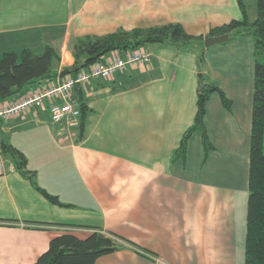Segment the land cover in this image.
<instances>
[{
    "label": "crops",
    "instance_id": "0c3cea01",
    "mask_svg": "<svg viewBox=\"0 0 264 264\" xmlns=\"http://www.w3.org/2000/svg\"><path fill=\"white\" fill-rule=\"evenodd\" d=\"M243 2L254 22L253 0ZM241 18L238 0H0V59L25 49L42 55L50 45L61 73L75 63L78 38L167 24L206 37ZM139 50L151 54L148 63L76 90L90 110L82 135L55 124L49 104L0 122L2 144L26 156L41 188L73 206L49 202L4 155L0 264H36L53 238L86 239L94 230L136 245L123 243L96 264H245L254 39L205 51L204 81L231 102L227 109L219 93L209 98L204 122L213 149L206 161L201 132L189 140L186 159L175 160L197 115L198 52L146 45L111 52L103 62ZM57 80L26 87L0 108Z\"/></svg>",
    "mask_w": 264,
    "mask_h": 264
},
{
    "label": "trees",
    "instance_id": "16d2710c",
    "mask_svg": "<svg viewBox=\"0 0 264 264\" xmlns=\"http://www.w3.org/2000/svg\"><path fill=\"white\" fill-rule=\"evenodd\" d=\"M242 18L233 20L221 27L214 28L204 36H193L186 32L181 24H167L148 29L117 31L104 36H86L73 43L75 63L70 68L75 74L97 62L114 51L135 50L146 45H161L177 50L198 52L199 92L198 110L194 125L186 132L175 160H185L189 140L195 133L203 135L206 161L213 149L205 127L207 103L211 94L219 93L223 105L231 109V102L215 85L203 79L205 66L204 41L208 37L228 35L231 42L242 36H251L255 42V90L253 97V117L251 134L249 200L247 210L245 264H264V0H257V18L250 22L243 0H238ZM60 61L58 51L46 45L42 55H35L25 49L20 55L15 52L4 53L0 59V101L11 98L24 88L57 79L60 73L54 71ZM63 72V71H62ZM81 117L80 134H83L87 117L90 113L83 102L82 92L79 96ZM3 154L14 159L17 169L27 177L33 186L54 205L72 208L63 204L37 184V174L28 169L26 156L16 147L2 144ZM122 242V243H121ZM123 243L136 247L132 242L117 235H106L94 230L86 239L72 234H63L51 240L49 250L36 264H96L103 256L112 254L123 247Z\"/></svg>",
    "mask_w": 264,
    "mask_h": 264
},
{
    "label": "built area",
    "instance_id": "2783aa9c",
    "mask_svg": "<svg viewBox=\"0 0 264 264\" xmlns=\"http://www.w3.org/2000/svg\"><path fill=\"white\" fill-rule=\"evenodd\" d=\"M151 54L146 50H139L129 54L124 59L111 62H97L96 64L58 79L53 85L32 94L13 105L0 108V122L18 116L32 108L49 104L51 119L55 124L67 127H79L81 104L77 96V89H84L97 80H109L117 73L150 61ZM7 160L4 158L2 142L0 140V176L7 173Z\"/></svg>",
    "mask_w": 264,
    "mask_h": 264
},
{
    "label": "water",
    "instance_id": "95a60500",
    "mask_svg": "<svg viewBox=\"0 0 264 264\" xmlns=\"http://www.w3.org/2000/svg\"><path fill=\"white\" fill-rule=\"evenodd\" d=\"M230 40L228 35L219 36V37H208L204 41V46L206 49H209L211 47L222 45L227 43ZM71 73V69H67L60 73L59 77L64 78L65 76L69 75Z\"/></svg>",
    "mask_w": 264,
    "mask_h": 264
},
{
    "label": "rangeland",
    "instance_id": "374dc122",
    "mask_svg": "<svg viewBox=\"0 0 264 264\" xmlns=\"http://www.w3.org/2000/svg\"><path fill=\"white\" fill-rule=\"evenodd\" d=\"M253 3H254V5H253V8H254V10L256 11V14H257V1L256 0H253ZM44 53V52H43ZM42 53V54H43ZM60 62H58L57 64H59ZM56 64V65H57ZM70 69V68H69ZM67 70V69H66ZM65 71V70H64Z\"/></svg>",
    "mask_w": 264,
    "mask_h": 264
}]
</instances>
